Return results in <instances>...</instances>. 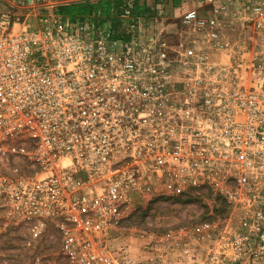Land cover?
<instances>
[{"label":"built area","instance_id":"built-area-1","mask_svg":"<svg viewBox=\"0 0 264 264\" xmlns=\"http://www.w3.org/2000/svg\"><path fill=\"white\" fill-rule=\"evenodd\" d=\"M23 8L0 0V248L26 254L4 264H226V242L240 264H264V98L236 67L212 50L179 64L141 16L120 37L53 10L34 25ZM182 21L225 49L216 17L190 8ZM210 189L242 210L232 234L205 220L199 235L114 244L161 197Z\"/></svg>","mask_w":264,"mask_h":264},{"label":"rangeland","instance_id":"rangeland-1","mask_svg":"<svg viewBox=\"0 0 264 264\" xmlns=\"http://www.w3.org/2000/svg\"><path fill=\"white\" fill-rule=\"evenodd\" d=\"M10 2V0H8ZM24 7V15L34 24H37V16L42 13L59 12L65 16L71 14L62 13L59 9L63 5L78 4L73 0H15ZM89 3L74 7L75 16L89 19L97 18L116 24L115 33L117 36H128L132 30L139 29L140 26L133 27V18L140 17L147 19L142 29L149 33L163 31L169 41L172 55L179 58V64L183 59L193 60V53L201 50H212V60L220 64L236 67L240 74V84L243 88L256 91L261 98H264V17L253 11V5L264 3V0H156L150 6L148 12L143 15L132 13L136 4L142 6L146 4L143 0H120L117 2V12L115 6L111 14L103 12L100 0H88ZM48 4V5H47ZM227 4L228 8L221 9ZM36 7H32V6ZM115 5V4H113ZM181 8H173L172 6ZM25 7H28L26 9ZM190 8L198 9L203 16L216 17L219 21V32L225 49L218 51L214 48L215 42L210 41L208 29L198 30L194 26L183 23L182 16ZM44 9V10H42ZM77 12V13H76ZM158 20V21H157ZM141 25V26H142ZM214 48V49H213ZM183 60V61H181ZM231 76V75H230ZM232 79V76L229 77ZM230 83H232L230 81ZM229 86H231L229 84ZM205 189V188H204ZM242 217L240 208H233L217 191H196L195 194H182L173 198L165 195L156 200L147 209L137 211L135 216L124 226L122 234L114 238V244L127 243L133 249L138 250L140 244L150 242L147 237L150 233H156L163 237L166 232L180 226L190 225L194 227V233L199 235V228L203 221L210 220L214 223L213 237H218V233L228 236L239 227ZM141 230H147L145 234H140ZM146 235V236H145ZM208 244H218L215 239L207 238ZM166 244L167 242H162ZM16 243H7L0 248V264L7 261L25 259V251H19ZM54 247V243L50 242ZM150 247V245L148 244ZM55 250V249H54ZM226 264H240L236 256V248L232 242H226L224 247ZM248 264V263H246Z\"/></svg>","mask_w":264,"mask_h":264},{"label":"trees","instance_id":"trees-1","mask_svg":"<svg viewBox=\"0 0 264 264\" xmlns=\"http://www.w3.org/2000/svg\"><path fill=\"white\" fill-rule=\"evenodd\" d=\"M120 0H100V3H103L102 7V11L103 12H107L108 14H111V10L113 9V6H115V9L114 11L117 12V7L116 5L117 2H119ZM89 3V1L87 2H82V3H78V4H69V5H63L61 6V8L59 9L62 13H69L71 14L70 16L75 18L76 16L74 15L75 13H73V9L74 7H77V5H79L80 7H82L81 5H84V4H87ZM115 4V5H113ZM150 9V6H148L147 4H144L142 6H139L138 4H136L134 6V8L132 9V13L134 14H139V15H143L145 14L146 12H148V10ZM77 13V12H76ZM105 21V20H103ZM114 28L116 27V24L114 23L113 24Z\"/></svg>","mask_w":264,"mask_h":264},{"label":"crops","instance_id":"crops-1","mask_svg":"<svg viewBox=\"0 0 264 264\" xmlns=\"http://www.w3.org/2000/svg\"><path fill=\"white\" fill-rule=\"evenodd\" d=\"M148 6H152L156 3V0H143ZM10 2L14 3L15 5H19L20 3L19 2H16L15 0H10ZM48 5V4H47ZM20 6V5H19ZM182 5H179L178 7H175L172 6V11H173V8H181Z\"/></svg>","mask_w":264,"mask_h":264},{"label":"water","instance_id":"water-1","mask_svg":"<svg viewBox=\"0 0 264 264\" xmlns=\"http://www.w3.org/2000/svg\"><path fill=\"white\" fill-rule=\"evenodd\" d=\"M81 1H88V0H73L72 2H81Z\"/></svg>","mask_w":264,"mask_h":264}]
</instances>
